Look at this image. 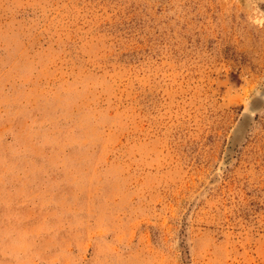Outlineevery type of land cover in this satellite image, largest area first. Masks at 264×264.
Listing matches in <instances>:
<instances>
[{"label":"rangeland","instance_id":"rangeland-1","mask_svg":"<svg viewBox=\"0 0 264 264\" xmlns=\"http://www.w3.org/2000/svg\"><path fill=\"white\" fill-rule=\"evenodd\" d=\"M0 264H264V0H0Z\"/></svg>","mask_w":264,"mask_h":264}]
</instances>
